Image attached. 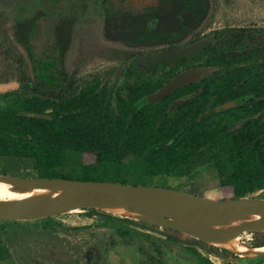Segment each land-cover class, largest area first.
Here are the masks:
<instances>
[{
    "label": "rangeland",
    "instance_id": "rangeland-1",
    "mask_svg": "<svg viewBox=\"0 0 264 264\" xmlns=\"http://www.w3.org/2000/svg\"><path fill=\"white\" fill-rule=\"evenodd\" d=\"M239 28L264 38V0H0V93L9 91L10 98L32 94L19 89L24 72L34 84L50 89L96 73L110 87L120 83L127 96V84L167 78L162 66L155 72L140 68L138 74L122 75L134 54L183 45L209 33L229 35ZM211 52L166 67L175 72L197 65ZM207 153L195 158L186 175H155L149 184L223 198ZM67 157L59 168L65 174L79 173L83 163L93 161L70 152ZM2 174L35 177L37 170L33 159L0 156ZM17 196L8 187L0 188L1 200ZM245 196L264 198V186ZM263 237L260 230L239 234L251 246L264 244ZM193 244L196 238L184 232L101 208L0 221V264H210ZM241 256L235 262L214 261L252 264L264 259Z\"/></svg>",
    "mask_w": 264,
    "mask_h": 264
},
{
    "label": "trees",
    "instance_id": "trees-1",
    "mask_svg": "<svg viewBox=\"0 0 264 264\" xmlns=\"http://www.w3.org/2000/svg\"><path fill=\"white\" fill-rule=\"evenodd\" d=\"M246 32L239 28L229 35L209 33L205 36L211 41L204 49L172 63L136 66L129 60L122 69L124 76L138 74L140 68L155 72L162 66L167 78L127 84V96L120 83L110 87L96 73L80 83L50 89L34 84L24 72L19 89L32 94L10 98L11 92L0 93V156L33 159L37 176L149 184L155 175H186L195 158L208 151L223 198L262 188L264 38ZM222 43L225 48H215ZM209 51L203 63L175 72L166 67ZM193 66L211 71L159 102L138 104L176 73ZM230 102L233 105L217 109ZM69 152L93 161L83 163L79 173H62L59 168Z\"/></svg>",
    "mask_w": 264,
    "mask_h": 264
},
{
    "label": "water",
    "instance_id": "water-1",
    "mask_svg": "<svg viewBox=\"0 0 264 264\" xmlns=\"http://www.w3.org/2000/svg\"><path fill=\"white\" fill-rule=\"evenodd\" d=\"M210 41L211 37L205 36L183 45L135 55L132 62L136 66L172 63L201 51ZM210 71L211 68L200 66L185 68L157 90L142 97L138 104L159 102L177 88L200 79ZM231 105L233 102L218 105L217 109L223 110ZM2 181H9L13 189L19 191L33 188L43 191L19 199H0V221L41 218L75 208H101L184 232L208 244L211 241H229L244 230L264 231L261 229L264 226V198L239 196L216 199L170 186L60 176L2 174ZM241 215H247L249 219L233 223ZM255 256H264V253Z\"/></svg>",
    "mask_w": 264,
    "mask_h": 264
},
{
    "label": "bare ground",
    "instance_id": "bare-ground-1",
    "mask_svg": "<svg viewBox=\"0 0 264 264\" xmlns=\"http://www.w3.org/2000/svg\"><path fill=\"white\" fill-rule=\"evenodd\" d=\"M2 187H8V188L12 189L13 191H15L16 193H20V194H18V196L15 199L29 197V196H35V195L42 193V191H43L40 188L27 189L24 191L15 190V189H13L12 184L9 181L0 182V188H2ZM113 212L121 214V212H119V211H113ZM247 219H249V216L241 215V216L235 218L233 220V223H238L239 221H243V220H247ZM261 229L264 230V226ZM244 231H247V230H244ZM239 234L232 237L229 241H226V242L211 241V244L212 245H220V246L227 248L231 251L240 253L241 255L248 257V258H253L257 253L258 254L264 253V244L251 246V245H249V243L240 240Z\"/></svg>",
    "mask_w": 264,
    "mask_h": 264
},
{
    "label": "flooded vegetation",
    "instance_id": "flooded-vegetation-1",
    "mask_svg": "<svg viewBox=\"0 0 264 264\" xmlns=\"http://www.w3.org/2000/svg\"><path fill=\"white\" fill-rule=\"evenodd\" d=\"M196 240H197V244H195V245H197L198 247H201V250L196 249L193 246L194 249L200 251L202 253V255L206 259L210 260L213 264H219L216 261H214V258L215 259H221V260L226 261V262H235L236 259L242 257L241 255H239L238 253H236L234 251H229L227 249H222V248L216 247L215 245L208 244L207 242H205L203 240H199V239H196ZM260 242H264V237L262 239H260ZM255 243H256V241H255ZM199 244H201V246ZM258 245H260V244H258ZM202 246H203V248H202ZM209 251H213L214 253H217L218 256L217 257L211 256L209 254ZM262 261H264V259ZM258 262H260V261H258ZM258 262H256V263H258ZM256 263H252V264H256Z\"/></svg>",
    "mask_w": 264,
    "mask_h": 264
},
{
    "label": "built area",
    "instance_id": "built-area-1",
    "mask_svg": "<svg viewBox=\"0 0 264 264\" xmlns=\"http://www.w3.org/2000/svg\"><path fill=\"white\" fill-rule=\"evenodd\" d=\"M192 246H194L196 249H199V250H201V248L200 247H198L197 245H195V244H193ZM209 254L211 255V256H215V257H217L218 255H217V253H214L213 251H209Z\"/></svg>",
    "mask_w": 264,
    "mask_h": 264
}]
</instances>
